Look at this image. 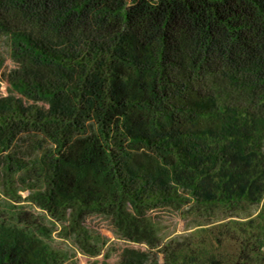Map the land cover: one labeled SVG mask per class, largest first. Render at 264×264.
I'll return each mask as SVG.
<instances>
[{"label": "trees", "instance_id": "1", "mask_svg": "<svg viewBox=\"0 0 264 264\" xmlns=\"http://www.w3.org/2000/svg\"><path fill=\"white\" fill-rule=\"evenodd\" d=\"M0 45L48 71L0 97V264H264V0H0Z\"/></svg>", "mask_w": 264, "mask_h": 264}, {"label": "rangeland", "instance_id": "2", "mask_svg": "<svg viewBox=\"0 0 264 264\" xmlns=\"http://www.w3.org/2000/svg\"><path fill=\"white\" fill-rule=\"evenodd\" d=\"M0 55L6 60L5 65L0 69V97H6L11 92V86L7 82V74L10 70L16 71L17 74L22 78H31L36 76L45 77L48 74L47 70H36L33 67L23 63L21 60L14 58L11 52L6 48V45L2 47L0 45ZM27 193L23 194V197H27ZM2 196L0 194V202L2 201ZM264 203L257 207L251 208L250 212L252 213V217H257L263 209ZM245 219V220H244ZM242 220L246 221V216H242ZM220 221V217L218 219ZM219 224V223H218ZM91 226L95 227L99 230V232L106 238L111 241H116V237L113 234L110 226L107 222L96 219L93 221ZM215 228V227H214ZM54 231V229H53ZM197 231L196 227L189 223L185 218H182L180 215L169 216L164 219L161 224V236L167 241L170 240H182ZM221 231L216 230V234H220ZM54 239L56 242L54 243L56 249H62L63 252H67L70 255V260H68L65 264H91L92 260H90L87 256H85L81 251L76 249L73 243L63 240L59 235L58 231H54ZM212 239H210L211 241ZM222 245L214 247L215 251L222 255H232L237 252L238 245L234 241L231 240H223ZM119 244V243H118Z\"/></svg>", "mask_w": 264, "mask_h": 264}]
</instances>
